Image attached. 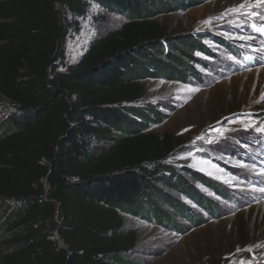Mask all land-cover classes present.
Returning a JSON list of instances; mask_svg holds the SVG:
<instances>
[{"label":"trees","instance_id":"16d2710c","mask_svg":"<svg viewBox=\"0 0 264 264\" xmlns=\"http://www.w3.org/2000/svg\"><path fill=\"white\" fill-rule=\"evenodd\" d=\"M186 1L0 0V264H134L126 217L182 232L201 219L179 196L218 211L149 131L163 113L139 105L145 79L199 76L202 39L149 22ZM93 2L127 24L59 72Z\"/></svg>","mask_w":264,"mask_h":264},{"label":"rangeland","instance_id":"374dc122","mask_svg":"<svg viewBox=\"0 0 264 264\" xmlns=\"http://www.w3.org/2000/svg\"><path fill=\"white\" fill-rule=\"evenodd\" d=\"M149 22L168 35L202 39L192 60L198 78L145 79L139 105L163 113L149 131L172 145L169 164L186 177L201 176L191 181L218 211L179 196L201 219L195 225L180 219L182 232L126 217V229L138 236L134 264H264V31L258 30L264 29V3L200 0ZM79 23L80 32L66 38L59 72L127 21L93 2ZM204 181L220 185L226 196Z\"/></svg>","mask_w":264,"mask_h":264},{"label":"snow or ice","instance_id":"6c2138e0","mask_svg":"<svg viewBox=\"0 0 264 264\" xmlns=\"http://www.w3.org/2000/svg\"><path fill=\"white\" fill-rule=\"evenodd\" d=\"M260 3H264V0H257V4H260ZM240 7H243V5H241ZM260 31H264V29H258Z\"/></svg>","mask_w":264,"mask_h":264}]
</instances>
